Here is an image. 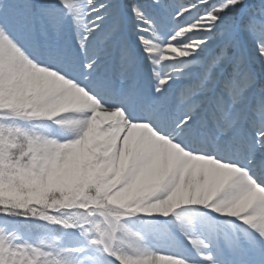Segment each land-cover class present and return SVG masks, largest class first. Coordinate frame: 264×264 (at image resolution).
<instances>
[{"label":"snow or ice","instance_id":"snow-or-ice-1","mask_svg":"<svg viewBox=\"0 0 264 264\" xmlns=\"http://www.w3.org/2000/svg\"><path fill=\"white\" fill-rule=\"evenodd\" d=\"M0 264H264V0H0Z\"/></svg>","mask_w":264,"mask_h":264},{"label":"rangeland","instance_id":"rangeland-1","mask_svg":"<svg viewBox=\"0 0 264 264\" xmlns=\"http://www.w3.org/2000/svg\"><path fill=\"white\" fill-rule=\"evenodd\" d=\"M204 226H205V228L208 231H211L213 229H216V230H220V229L229 230V225L224 224L222 222H216L214 225L213 224H207L205 222V225ZM181 251H183L184 253H186V255H187V253L194 254L192 252V250L190 248H188V247H181Z\"/></svg>","mask_w":264,"mask_h":264},{"label":"bare ground","instance_id":"bare-ground-1","mask_svg":"<svg viewBox=\"0 0 264 264\" xmlns=\"http://www.w3.org/2000/svg\"><path fill=\"white\" fill-rule=\"evenodd\" d=\"M185 254H186V253H185ZM187 255H188V256H194V255H192V254H190V253H187Z\"/></svg>","mask_w":264,"mask_h":264}]
</instances>
